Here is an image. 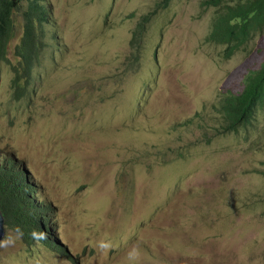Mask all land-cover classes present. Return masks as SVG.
I'll return each instance as SVG.
<instances>
[{
	"label": "rangeland",
	"instance_id": "1",
	"mask_svg": "<svg viewBox=\"0 0 264 264\" xmlns=\"http://www.w3.org/2000/svg\"><path fill=\"white\" fill-rule=\"evenodd\" d=\"M204 1L42 0L18 99L22 0L0 61V159L22 161L73 257L19 240L0 264H127L134 245L138 264H264V106L235 133L215 110L264 61V29L227 55L209 38L225 4Z\"/></svg>",
	"mask_w": 264,
	"mask_h": 264
},
{
	"label": "trees",
	"instance_id": "2",
	"mask_svg": "<svg viewBox=\"0 0 264 264\" xmlns=\"http://www.w3.org/2000/svg\"><path fill=\"white\" fill-rule=\"evenodd\" d=\"M22 0H0V58L5 57L6 46L14 36L13 15L19 10ZM225 4L217 12L209 33L210 40L226 45L227 55L247 42L255 32L264 29V0H206L204 4L217 6ZM48 8L42 0H28L27 8L22 12L23 32L15 53L23 59L28 55L35 56L37 47L36 25L42 26L47 21ZM148 20V16L144 17ZM40 27L38 29L40 30ZM140 32H135V39ZM139 39V38H138ZM33 62L26 68L31 70ZM21 73H17L12 86L19 96L16 81ZM264 106V61L256 70H250L243 79V88L238 93H226L219 99L215 110L221 117L220 127L224 132H237L241 126L248 125L255 118L259 108ZM223 132V133H224ZM21 173L14 168L12 162L0 168V211L9 227L19 226L23 232V242H33L31 232L43 231L40 220L30 210H23L17 200L16 193L24 191L20 183ZM46 232V231H45ZM47 233V232H46ZM49 245L51 238L42 240ZM61 254L70 255L62 246L58 247Z\"/></svg>",
	"mask_w": 264,
	"mask_h": 264
},
{
	"label": "clouds",
	"instance_id": "3",
	"mask_svg": "<svg viewBox=\"0 0 264 264\" xmlns=\"http://www.w3.org/2000/svg\"><path fill=\"white\" fill-rule=\"evenodd\" d=\"M39 39L40 38L37 37V41H36L37 47L38 45H40ZM15 46L13 48V53L14 55L20 58L19 60L20 67L16 65H11V69L14 73V76L11 79V84L13 82V79L16 77L17 73H21L20 78L16 81L17 83L16 87H18L19 96L16 95V90L13 87L14 96L15 98L19 99L27 92L28 86L31 84L33 69L39 61L38 60L39 49L35 56L28 55L27 57L23 59L20 55L15 53ZM1 60L8 62L7 48L5 50V57L0 58V61ZM30 62H33L32 66L33 65L34 66L31 70H28V68L26 67ZM8 162H12L14 164V168L18 170L22 175L20 183L23 185L24 191L22 193H16L19 204L22 206L23 210H27V209L30 210L36 216V218L40 220L42 229H43V231L33 230L31 232L30 235H31V239H33V242L29 243L28 245L26 244L27 247L29 248V246L32 245L34 242H36L37 244L38 243L44 244L43 242H40V241L47 239V233H48V236L51 238V242L49 243V245L47 244H44V245L49 246L50 248H52L59 254L61 253L59 252L58 247L62 246L64 250H66L68 254L70 255V257L68 256L67 257L72 258L73 256L69 252L65 244L61 242L60 239L56 236L55 220H54V215H52L53 206L47 201L40 199L38 197L36 185H33L32 183L28 181V178H27L28 171H26V169L23 167L22 161L20 162L16 158L5 160L3 157L2 159H0V168H2L4 164ZM0 213L3 217V229H4L2 238H0V248L6 249L9 247H13L15 246L16 242L19 240H22L23 242V239H22L24 236L23 230L19 226H16L14 228L7 226L5 223L4 216L1 211ZM7 229H10V230L7 231ZM96 247L98 250L104 253H107L113 247V244L111 241L100 240L96 243ZM61 255H64V254H61ZM140 257H141V251H140L139 245H134L130 247L125 253V259L127 261V264H138Z\"/></svg>",
	"mask_w": 264,
	"mask_h": 264
},
{
	"label": "water",
	"instance_id": "4",
	"mask_svg": "<svg viewBox=\"0 0 264 264\" xmlns=\"http://www.w3.org/2000/svg\"><path fill=\"white\" fill-rule=\"evenodd\" d=\"M4 233V229H3V217L0 213V238H2V235Z\"/></svg>",
	"mask_w": 264,
	"mask_h": 264
}]
</instances>
